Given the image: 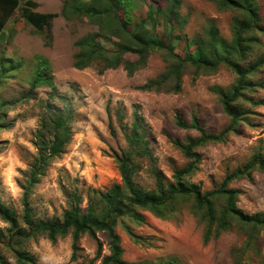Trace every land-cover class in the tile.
Returning a JSON list of instances; mask_svg holds the SVG:
<instances>
[{"label":"rangeland","instance_id":"rangeland-1","mask_svg":"<svg viewBox=\"0 0 264 264\" xmlns=\"http://www.w3.org/2000/svg\"><path fill=\"white\" fill-rule=\"evenodd\" d=\"M35 1L36 12L59 15L50 36L24 22L18 24L17 13L0 32V264H15L14 250L28 252L36 264H89L98 245L88 235L76 251L72 234L55 242L47 235L28 236L25 190L30 187L29 210L39 223L61 221L76 207L86 211L90 200L97 202L100 193L122 184L118 160L131 153L133 183L143 197L159 194L158 182L165 190L175 184L177 172L193 161L183 147L200 137L195 129L178 126L177 117L189 126L196 118L206 134L218 135L231 120L220 93L231 92L238 82V75L227 65L195 64L196 51H201L202 61L211 62L215 51L218 59L225 57L221 44L232 45L234 22L242 20L244 13L219 0H177L175 8L170 0H132V31L145 20L150 37L174 51L152 50L145 65L129 75L123 63L107 69L103 60L76 68L75 55L81 50L77 43L101 32V26L85 16L76 17L72 9L61 14L67 0ZM252 4L264 27V0ZM159 7L175 9L172 24H165L163 12L156 13ZM213 31L218 38L214 43ZM103 34L101 55L113 64L124 46ZM245 38L251 51L242 60H237L236 52L231 54L241 66L249 67L264 56V34L255 31ZM124 59L135 62L138 56L128 53ZM39 71L52 87L43 84L31 89ZM247 79L255 86L244 90L251 100L235 103L240 113L237 133L222 143L193 150L199 160L191 175L183 178L184 189L194 185L202 192L215 190L252 156L264 157V68ZM151 82L155 83L151 90H144ZM58 118L68 120L70 143L32 183L41 146L49 147ZM230 188L238 191L237 207L246 216L264 213V172L256 170ZM96 202L94 207L105 211V203ZM214 203L221 212L224 199L217 197ZM205 214L190 195H178L155 209L135 207L115 226L120 259L127 264H264V231L254 235L238 225L217 230ZM4 215L12 218L15 230ZM97 237L102 256L109 255L107 233L98 232ZM100 263L101 258L94 262Z\"/></svg>","mask_w":264,"mask_h":264},{"label":"trees","instance_id":"trees-1","mask_svg":"<svg viewBox=\"0 0 264 264\" xmlns=\"http://www.w3.org/2000/svg\"><path fill=\"white\" fill-rule=\"evenodd\" d=\"M225 7L237 8L244 13L242 20H236L233 25V41L232 45L221 44V48L227 51L225 57L218 59L216 51L213 53V60H200L201 51H196L199 61L195 64L208 65L215 68L216 64L220 63L232 68L238 75L237 85L231 92L220 93L222 104L225 113L230 117V124L222 130L218 135L206 134L200 126L198 120L194 118L192 124L189 126L185 124L180 117H177V124L183 128H192L199 132L200 137L197 140L191 141L187 146L183 147L184 153L188 159L193 160L187 165L185 169L177 172L176 183L170 185L165 190L161 182H158L160 189L159 194H151L143 197L136 190L133 183V174L135 172L133 155L128 154L125 158L118 160L120 175L122 177V184L114 185L106 193H100V199L96 201H89L86 211L76 207L67 211L61 221H46L35 223L29 210L28 197L30 195V187L25 190L23 197L24 205V223L29 229L28 236L34 237L37 235H47L48 239L55 242L58 237H65L72 234L73 237V250L76 251L79 242L84 235H88L95 239L98 245L97 255L94 260L89 264H94L96 260L101 258L100 264H127L120 259L122 248L120 246V238L115 232V226L124 215L133 211L135 207L138 208H159L168 203H172L178 195H190L194 198L196 206L206 211V217L209 221L210 227L217 226V230H227L228 228L238 225L242 229L250 230V234H259L264 231V213L255 216H246L238 207L236 197L238 191L231 189L230 184L242 178H249L251 174L259 170L264 172V157L262 155H254L251 159L240 169L236 170L225 177L219 188L202 192L201 189L191 185L192 189L188 190L183 187V178L189 177L195 168V164L199 160V155L193 150L207 143H222L230 134H236L238 131L240 113L235 109V103L240 99L251 100L245 97L244 90L249 87H254V83L247 77L256 73L264 68V56L260 57L255 63L249 67L241 66L238 61L232 56V52L237 53V60H242L251 51L250 46L247 44L246 35L259 31L264 34V27L261 25V19L257 10L252 4V0H219ZM23 2V3H22ZM132 0H67L64 2L62 13L64 14L68 9L74 10V15L77 17L85 16L91 21L98 22L101 26V32L87 36L81 39L77 46L81 48L80 52L75 55V67L84 69L89 67L95 60H103L107 69H113L120 66L122 63L124 69L129 75H132L137 69L145 65L149 53L154 49L171 50L168 45L160 42L158 39L150 37L149 29L145 25V20L134 28L135 24L132 19ZM170 3L176 7L177 0H170ZM71 7V8H69ZM38 4L34 0H0V32L5 28L6 24L17 13L26 25L34 27L38 32L46 33L47 36L51 35L52 22L58 17L54 13H40L35 10ZM166 11L161 7L156 9L157 12H163L165 16V24H172L175 18V9ZM151 12V9H149ZM151 14V13H150ZM151 18V16H150ZM154 22V20H150ZM155 27H157L155 25ZM108 35L112 38H117L124 46L117 52L118 57L113 64H109L107 58L102 57L101 53L105 48L101 42V36ZM212 42L218 41L217 33L214 31L210 34ZM171 51H174L171 50ZM131 53L138 56L135 62L124 59V55ZM195 61V60H193ZM177 76V75H176ZM179 80V77H177ZM156 82V81H154ZM154 82L148 84L144 90L150 91ZM47 84L52 87L53 84L49 79L44 77L42 71L37 73V77L31 85V89H35L40 85ZM177 84V90L180 88ZM254 105H261V103H253ZM137 127V126H136ZM54 132L52 135L51 143L46 149H43L39 155L37 163L32 173V183L38 177L40 170L45 164L51 161L54 157L59 156L63 149L70 143L71 130L68 125V120L58 118L53 126ZM135 141V140H134ZM139 143V141H136ZM127 193L129 195H127ZM217 197L224 199V206L221 212L217 213V206L214 200ZM128 201L127 204L124 202ZM94 202L105 203V211L98 210L94 207ZM124 204V209L120 207ZM6 214V213H4ZM5 219L12 224V229L16 227L11 222L12 218L4 215ZM98 232H106L110 240L109 251L110 254L102 256V243L97 237ZM210 230L206 234V239L210 237ZM14 235L9 237L12 241ZM17 258L15 264H36L32 255L24 250H14ZM75 258V255H73ZM72 258V259H73ZM4 264V263H3Z\"/></svg>","mask_w":264,"mask_h":264},{"label":"crops","instance_id":"crops-1","mask_svg":"<svg viewBox=\"0 0 264 264\" xmlns=\"http://www.w3.org/2000/svg\"><path fill=\"white\" fill-rule=\"evenodd\" d=\"M35 1V0H34ZM36 3H37V1H35ZM38 4V3H37ZM63 6H64V4H63ZM63 9V8H62ZM40 12V11H39ZM40 13H45V12H40ZM62 13V12H61ZM55 14H57V13H55ZM59 16V15H58ZM10 21V20H9ZM17 21H19L18 22V24H20V25H23L24 23H23V20L21 19V17L18 15V17H17ZM26 25V24H25ZM29 26V25H28Z\"/></svg>","mask_w":264,"mask_h":264}]
</instances>
